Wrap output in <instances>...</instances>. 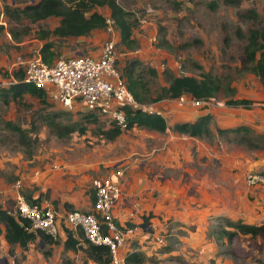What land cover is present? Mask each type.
I'll list each match as a JSON object with an SVG mask.
<instances>
[{
	"label": "rangeland",
	"instance_id": "374dc122",
	"mask_svg": "<svg viewBox=\"0 0 264 264\" xmlns=\"http://www.w3.org/2000/svg\"><path fill=\"white\" fill-rule=\"evenodd\" d=\"M40 1L0 0V205L15 212V184L22 180L26 196L91 213L97 187L112 178L121 188L116 218L132 228L126 257L140 252L139 264H264V237L229 240L220 233L226 221L264 224V186L245 179L250 172L264 174V85L248 69L245 53L254 31L264 45V0H116L131 13L138 42L134 50L120 43L123 72L139 62L145 104L163 111L167 130L136 125L113 138V126L89 118L80 105L65 110L29 93L4 102L1 93L14 72L42 48L41 35L60 23L55 16L34 22L23 13ZM95 10L111 14L107 6ZM110 37L105 28L81 39L46 41L54 42L60 58L97 53ZM210 75L219 81L218 94H186L201 106H178L165 96L174 77L208 81ZM241 99L251 104H230ZM204 115L212 116L209 138L173 130ZM65 241L45 243L39 236L24 251L3 233L0 264H99L88 256L84 238L75 249Z\"/></svg>",
	"mask_w": 264,
	"mask_h": 264
},
{
	"label": "built area",
	"instance_id": "2783aa9c",
	"mask_svg": "<svg viewBox=\"0 0 264 264\" xmlns=\"http://www.w3.org/2000/svg\"><path fill=\"white\" fill-rule=\"evenodd\" d=\"M106 22V30L112 37L104 42L97 53L56 57L52 63H48L39 49L26 61L22 81L43 89L49 99L61 104L65 110L83 106L87 112L126 131L130 110L159 115H163V111L156 105L139 102L130 90L121 64L120 32L111 14L106 16ZM17 82L13 77L11 83ZM173 102L178 106H185L188 102L194 106L204 103L192 100L185 94ZM245 179L251 185L264 186L263 173L250 172ZM23 186L22 180L15 184L14 214L22 222L29 221V231L44 232L56 240L58 237L66 238L67 230L80 239L81 231L89 244L109 250L112 264L126 262L130 232L116 218L115 207L121 196V188L112 178L97 187L96 202L91 213L77 209L63 210L47 199L32 204L22 192Z\"/></svg>",
	"mask_w": 264,
	"mask_h": 264
},
{
	"label": "trees",
	"instance_id": "16d2710c",
	"mask_svg": "<svg viewBox=\"0 0 264 264\" xmlns=\"http://www.w3.org/2000/svg\"><path fill=\"white\" fill-rule=\"evenodd\" d=\"M99 6H107L111 9V15L116 21L117 29L121 35V44H123L126 49L134 50L138 42L133 36L131 13L126 11L116 0H69V3H66L64 0H41L39 3L25 8L23 13L34 22L53 16L60 18V23L57 27L45 31L40 37L45 41L42 48H40L44 61L52 63L56 58L54 42L52 40L46 41L50 39L51 36L61 38L87 36L95 30L105 29L107 27L106 16L95 10V8ZM258 36V32L254 31L249 37V43L245 50L246 63L247 65L248 63L250 64L248 69L258 75L264 85V45L258 43ZM258 53L259 55H257ZM137 65H139V62L134 61L126 66V76L129 88L134 93L136 99L141 103H145L147 100L144 97V92L146 91L147 84H145L137 74ZM152 72H154V70H152ZM13 76L18 82L12 83L7 90L1 93L5 103H9L11 99L20 100L27 93L37 96L42 102L46 103L48 97L43 89L22 81L24 78L23 69L15 71ZM219 91V81L212 78L211 75L208 77V81L184 76L171 79L170 85L165 88V96L177 98L183 94H190L193 98L202 99L204 97L215 96ZM230 104L248 105L251 104V101L247 99L232 100ZM88 117L96 119L97 115L89 113ZM211 121L212 116L204 115L193 122H177L174 124L173 130L193 137L209 138L213 135ZM136 125L145 126L159 132H165L167 130V122L164 116L151 114L143 110H130L128 130ZM242 129L243 128L240 127L234 131L237 132ZM73 130L85 133L86 129L81 126L79 128L74 127ZM108 133L109 136L113 138L121 135L123 130L119 127H113ZM27 199L32 204H39L44 201L42 196L32 197L29 195ZM92 200L93 204H95L96 192ZM147 224H149V222H147ZM222 226L220 233L223 237H228L229 240H233L238 235L264 237V224L226 221ZM29 228V221H20L14 214L13 208H4L0 205V235L4 233L5 239L9 245H19L26 251L30 244L36 241L39 236L45 243H52L54 241L51 235L40 231H29ZM125 229L131 230L132 228L127 226ZM66 233L65 246L69 249H75L78 243H81L84 238L83 232L81 231L79 233L80 239H77L70 230H67ZM87 249L88 256L99 264H110L112 262V257L106 247L89 244ZM142 259L143 255L140 252H131L126 257V264H139Z\"/></svg>",
	"mask_w": 264,
	"mask_h": 264
},
{
	"label": "crops",
	"instance_id": "0c3cea01",
	"mask_svg": "<svg viewBox=\"0 0 264 264\" xmlns=\"http://www.w3.org/2000/svg\"><path fill=\"white\" fill-rule=\"evenodd\" d=\"M94 32V31H93ZM75 38H77V37H75ZM79 38L81 39V38H85V36H79ZM79 53V52H78ZM80 54V53H79Z\"/></svg>",
	"mask_w": 264,
	"mask_h": 264
},
{
	"label": "clouds",
	"instance_id": "9594fccd",
	"mask_svg": "<svg viewBox=\"0 0 264 264\" xmlns=\"http://www.w3.org/2000/svg\"><path fill=\"white\" fill-rule=\"evenodd\" d=\"M121 38V37H120ZM124 132V131H123Z\"/></svg>",
	"mask_w": 264,
	"mask_h": 264
}]
</instances>
